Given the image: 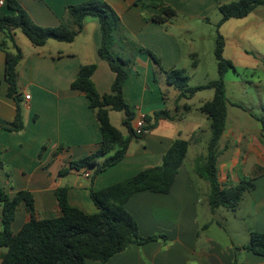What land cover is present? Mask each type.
Instances as JSON below:
<instances>
[{
    "label": "crops",
    "instance_id": "obj_1",
    "mask_svg": "<svg viewBox=\"0 0 264 264\" xmlns=\"http://www.w3.org/2000/svg\"><path fill=\"white\" fill-rule=\"evenodd\" d=\"M16 1L38 26L57 28L63 21L71 22L66 14L67 7L92 0ZM105 1L119 15L126 37L154 53L163 70H184L191 86L192 77L200 65L199 53L194 51L198 28L200 25L215 26L212 19H221L220 6L239 0H165L166 5L178 14L165 25L152 21L153 16L160 15L157 8L137 6L135 0ZM9 14L12 12L7 6L0 5V16ZM206 30L198 33V40L210 39ZM18 31H14L13 36L15 45L24 54L19 65L24 128L19 132L8 129L16 120L18 108L15 100L8 96L6 51L15 50L14 43L8 42L7 50L0 47V161L4 164L0 168V188L11 196L20 191L30 192L35 199L38 219L61 215L56 192L62 188L68 189L72 206L86 214H96L98 208L91 198V171L73 170L65 176H60L59 172L71 161L91 155L101 146L102 132L96 112L90 107L86 94L72 88L81 68L95 64L97 69L92 81L98 93H112L116 75L98 55L102 42L99 21L95 17L86 18L83 31L72 43L49 40L43 47L33 46ZM219 32L224 38L223 56L233 63L232 70L239 76V82L249 83L250 75L255 83L264 87V5L244 18L226 21ZM185 39L190 46L188 54L183 48L182 40ZM5 41L6 35L0 31V45ZM185 56L196 60L192 73L183 66ZM238 68L242 74L238 73ZM159 71L149 55L143 53L135 59L123 88L124 99L134 112L131 124L134 127L142 115L149 117L165 110L171 114L174 112L175 119L161 120L142 138L132 139L123 161L99 174L92 186L95 190H102L161 166L175 141L189 142L183 166L168 194L144 191L133 195L126 204L139 224L141 236H166L167 239L134 245L115 255L107 264H264V257L244 249L247 243L241 241L223 247L208 231L216 223L221 208L211 210L210 186L197 175L195 164L207 156L211 138V121L200 108L214 98V93L203 98L202 93L207 91L204 90L192 99L178 101L180 91L168 85L167 75ZM27 96H30L29 100ZM194 99L201 102L196 108L198 112L193 111L190 103ZM261 106L264 114L263 100ZM115 113L117 111H110L111 123L124 138H128V128L127 135L122 131L125 114L122 112L117 116ZM245 113L258 123L255 117L263 115ZM260 132L261 128L255 134L247 133L245 128L229 127L227 105L226 131L218 148L219 179L225 184H238L247 178L255 185L254 190L245 194L237 210L232 211L235 218L249 223L245 229L249 236L253 231L264 233V145ZM203 142L205 148L199 146ZM85 173L90 177L86 178ZM30 219L26 204L21 203L12 224L13 233H19ZM6 252V249H0V264ZM88 264L102 263L89 261Z\"/></svg>",
    "mask_w": 264,
    "mask_h": 264
},
{
    "label": "trees",
    "instance_id": "obj_2",
    "mask_svg": "<svg viewBox=\"0 0 264 264\" xmlns=\"http://www.w3.org/2000/svg\"><path fill=\"white\" fill-rule=\"evenodd\" d=\"M4 5L12 14L0 16V31L6 35V41L0 47L7 50L8 42L14 43V52L6 51V81L9 85L8 96L18 105L16 120L8 128L9 130L19 132L24 128V109L19 91V65L24 54L21 48L15 45L13 32L16 30H20L35 47H43L49 40L72 43L83 31L86 18L95 17L99 21L102 34L98 55L109 64L116 77L112 93L101 95L92 81L97 66L92 64L81 68L72 88L84 92L88 97L90 107L96 112L102 132V142L97 152L71 161L59 172L60 176H65L73 170L91 171V198L98 212L89 215L72 206L68 200V189L62 188L56 192L61 215L51 219H38L35 199L30 192L20 191L15 196H11L0 188V249L7 250L2 264H88L89 261L107 264L115 255L134 245L141 246L160 239L166 240V236H141L139 224L127 210L126 204L133 195L144 191L168 194L183 166L189 142L175 141L165 155L161 166L145 170L102 190H95L92 186L99 174L123 161L132 139L142 138L133 130L131 123L134 112L123 96V88L134 61L115 54L113 50L115 34L122 29L119 15L105 0H92L66 8V14L71 19L70 23L63 21L57 28H43L32 21L28 12L16 0L4 1ZM135 5H147L160 9V15L152 17V21L159 24H167L178 15L174 8L166 5L165 0H135ZM261 5H264V0H239L220 6L219 10L223 18L217 26L215 49L219 78L206 85L189 86V77L184 70L165 71L154 53L138 47L141 53L149 55L159 70L167 75L168 85L180 91L178 101L192 99L198 92L204 90L214 91V98L200 108V111L211 121V138L207 156L195 164L197 175L210 186L209 205L213 211L218 208L236 211L245 194L255 188L253 182L247 178L238 184H225L219 179L218 148L227 123L225 75L234 68L233 63L223 56L224 38L219 28L230 19L248 16ZM124 36L126 38L125 33ZM110 111L125 114L123 125L130 132L128 138H124L111 123ZM255 118L261 123L260 140L264 145V114ZM174 119L175 117L171 116L168 110L156 112L153 116H146L147 129L155 128L161 120ZM114 150L116 152L111 155ZM102 159L104 161L100 162ZM3 167L4 164L0 161V168ZM21 203L26 204L31 219L19 233L14 234L12 224ZM244 249L264 257V233L251 232L250 241Z\"/></svg>",
    "mask_w": 264,
    "mask_h": 264
},
{
    "label": "rangeland",
    "instance_id": "obj_3",
    "mask_svg": "<svg viewBox=\"0 0 264 264\" xmlns=\"http://www.w3.org/2000/svg\"><path fill=\"white\" fill-rule=\"evenodd\" d=\"M158 9V8H157ZM160 11V9H159ZM161 13V11H160ZM219 16L221 19L213 18L212 23L215 26L210 25L209 27H203L200 25L201 28H198L197 35H196V44L194 51L198 52V61L200 63L199 67L196 69L194 76L190 82L191 86L201 85L208 83L210 81H215L219 78L218 74V62L215 56V49H216V39L217 35V26L222 20L223 16L219 12ZM122 29H119L115 34V45H114V52L117 55H123L130 59H135L140 55L143 54L139 51L138 47L140 46L137 41H134L131 38L126 39L124 36L125 28L121 22ZM165 25V24H161ZM207 29L205 32L206 35L210 36V39L206 38L204 40H198V33L203 32V30ZM19 34H24L18 31ZM215 39L213 40V38ZM23 38H26L25 36ZM28 40V39H27ZM56 41V40H55ZM183 48L186 54L190 52V46L187 43L188 39L182 40ZM141 47V46H140ZM145 54V53H144ZM148 56V55H147ZM195 58H189L185 56L183 61V66L186 67L190 73L193 71V65L195 62ZM154 65L155 62L152 60ZM160 72V71H159ZM162 72V71H161ZM238 73L242 74L241 68H238ZM250 77L249 83H240L239 76L230 69L228 74L225 76V82L227 86V99H228V125L229 127H239L247 129V133L253 132L255 134L259 133L261 128L260 123H258L252 117H249L245 112H251L254 115H262V106L261 101L264 102V87L259 86V84L255 83V81ZM214 91L207 90L202 93V96L211 95ZM259 93L261 96L259 97ZM192 104V108L194 112L197 111V107H199L200 103L198 99H194V101L190 102ZM172 106V104H171ZM243 107L244 109H242ZM249 111H247V110ZM185 113V111H184ZM117 116H121L122 112L115 113ZM171 114V112H170ZM174 114V112H172ZM171 114V116H173ZM176 115V113H175ZM177 118V115H176ZM114 123H118L116 120L115 115H113ZM120 126V125H118ZM122 131L125 135L128 134V130L126 127H123ZM200 144L202 148H205L206 144ZM208 150V146H207ZM192 154L189 155V160H191ZM249 226V223L241 222V219L235 218L232 211H228L226 209L221 208L220 211L217 213L216 223L212 224L209 228V234L215 239L216 241H220V244L225 247L226 245H231L232 243H249L250 236L247 235V231L245 230ZM1 226V225H0Z\"/></svg>",
    "mask_w": 264,
    "mask_h": 264
},
{
    "label": "built area",
    "instance_id": "obj_4",
    "mask_svg": "<svg viewBox=\"0 0 264 264\" xmlns=\"http://www.w3.org/2000/svg\"><path fill=\"white\" fill-rule=\"evenodd\" d=\"M0 5L3 6L4 5V0H0ZM30 99V96H27V100ZM133 130L135 132V134L139 137H143L148 133V129H147V122H146V116L142 115L140 116L137 121L134 124ZM85 177L89 178L90 174L89 173H85Z\"/></svg>",
    "mask_w": 264,
    "mask_h": 264
}]
</instances>
